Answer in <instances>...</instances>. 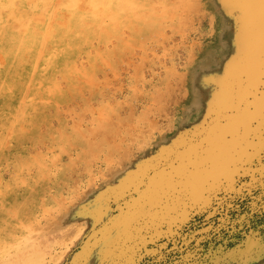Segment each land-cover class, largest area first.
<instances>
[{"label":"rangeland","instance_id":"374dc122","mask_svg":"<svg viewBox=\"0 0 264 264\" xmlns=\"http://www.w3.org/2000/svg\"><path fill=\"white\" fill-rule=\"evenodd\" d=\"M244 11L237 0H0V264H71L96 238L106 264H138L150 241L155 264H264L259 196L251 206L231 197L230 224L203 242L187 243L169 229L197 199L202 161L175 170L136 208L117 204L108 216L116 237L111 228L101 236L104 220L90 218L107 190L165 156L244 87L255 44ZM204 72L205 102L189 105ZM245 175H254L251 194L260 170H241L233 186ZM208 187L198 197H214ZM159 234L168 241L156 243Z\"/></svg>","mask_w":264,"mask_h":264},{"label":"bare ground","instance_id":"6f19581e","mask_svg":"<svg viewBox=\"0 0 264 264\" xmlns=\"http://www.w3.org/2000/svg\"><path fill=\"white\" fill-rule=\"evenodd\" d=\"M19 1V0H18ZM37 1V0H36ZM94 1V0H93ZM262 1V0H261ZM29 2V1H28ZM84 2V1H83ZM104 2V0H102ZM106 2V1H105ZM38 3V2H37ZM39 4V3H38ZM55 4V3H54ZM53 4V5H54ZM82 4V3H81ZM80 4V5H81ZM95 4V3H94ZM103 4V3H102ZM116 4V3H115ZM259 4V3H258ZM31 5V4H30ZM37 5V4H36ZM85 7V4H83ZM96 5V4H95ZM56 6V5H55ZM82 6V5H81ZM102 8L104 6L101 5ZM101 6L98 8L101 10ZM260 10L264 9V1L259 4ZM52 7V6H51ZM175 7V6H174ZM173 7V8H174ZM77 8V7H76ZM79 8V7H78ZM26 9V8H25ZM24 9V10H25ZM28 9V8H27ZM55 9V8H54ZM85 10V8H83ZM91 9V8H90ZM48 10V9H47ZM81 10V9H80ZM107 10V9H106ZM153 10V9H152ZM172 10V9H171ZM33 11V10H32ZM87 11V10H86ZM93 11V10H92ZM97 11V10H96ZM95 11V12H96ZM99 11V10H98ZM105 11V9H104ZM246 11V10H245ZM244 11V13H245ZM5 12V11H4ZM66 12V11H64ZM74 12V11H73ZM85 12V11H84ZM151 12V11H150ZM247 17L251 23L253 41L252 46L250 45L248 51L252 55V62L248 66V69L245 73V85L244 87L236 93L231 99L227 102L220 105L219 109L216 112H212L208 119L205 120L201 126L197 127L193 132L187 134L186 137H182L183 140L179 144H175V151H172V147L166 149V158L171 161V165L166 169L160 171H155V175L151 177L150 180L147 179L150 174L147 169L145 170V177L141 178L140 183L143 185V188H137V201H134L129 204L128 210L134 209L142 202L144 197L151 196L155 194L153 191L154 187L165 181L169 176L172 177L174 171L180 169L182 171L189 165L198 161L201 162L199 169L194 173L196 180L195 187V197H198L200 191V186L209 185L208 190H212L214 185H223V182L226 180L228 184L226 187L233 186V183L236 181L235 177L243 170L247 173H254L259 171L261 165L259 162H254L255 158L259 160V154L264 147H262V133H261V97L260 93V83L262 77H264V17L259 11L253 9L249 11ZM55 13V12H54ZM88 13V11H87ZM94 13V12H93ZM99 14L100 11L98 12ZM172 13V11H171ZM50 14V13H49ZM159 14H162L159 12ZM65 15V14H64ZM54 17V16H53ZM65 17V16H64ZM245 18V17H244ZM66 19V18H65ZM101 19V18H100ZM51 20V19H50ZM53 20V19H52ZM84 20V19H83ZM82 18L81 21L83 22ZM79 21V20H78ZM80 21V22H81ZM64 22V21H63ZM65 23V22H64ZM91 24V23H90ZM250 25V24H249ZM9 26V25H8ZM48 26V25H47ZM50 26V24H49ZM82 26V27H84ZM89 26V24H88ZM95 26V25H94ZM97 26V25H96ZM99 26V24H98ZM101 26V25H100ZM31 28V27H30ZM48 28V27H46ZM87 29V27H86ZM100 29V28H99ZM35 30V29H34ZM37 30V29H36ZM46 30V29H45ZM63 30V29H62ZM48 31V30H47ZM103 31V30H102ZM42 32V31H40ZM46 32V31H44ZM49 32V31H48ZM108 32V31H106ZM105 32V34H106ZM99 34V33H98ZM47 36V34H45ZM67 35V34H66ZM45 36V37H46ZM76 36V35H75ZM104 36V35H103ZM77 37V36H76ZM118 37V36H117ZM48 38V37H46ZM75 38V37H74ZM104 38V37H103ZM7 40V39H6ZM75 40V39H73ZM118 40V39H117ZM67 41V40H66ZM69 41V39H68ZM67 41V43H68ZM49 42V41H48ZM54 42V40L52 41ZM51 42V43H52ZM56 42V41H55ZM70 42V41H69ZM74 42V41H73ZM72 42V43H73ZM91 42V41H90ZM123 42V41H122ZM60 43V42H59ZM71 43V44H72ZM42 44V43H41ZM50 44V42L48 43ZM47 44V45H48ZM63 44V43H62ZM66 44V42H65ZM78 44V43H77ZM119 45V44H118ZM30 46V45H29ZM53 46V45H52ZM68 46V45H67ZM76 46V45H75ZM47 47V46H46ZM65 47V46H64ZM72 47V46H71ZM98 47V46H97ZM234 47V46H233ZM48 48V47H47ZM74 48V47H73ZM78 48V47H77ZM101 48V47H100ZM49 53V49L47 50ZM54 51V50H53ZM64 51V50H63ZM244 51V49H243ZM247 51V53H248ZM42 52V51H39ZM37 52V54L39 53ZM44 53V52H43ZM47 53V52H46ZM64 53V52H63ZM96 53V52H95ZM36 54V55H37ZM42 54V53H41ZM104 54V53H103ZM248 55V54H247ZM32 56V55H31ZM31 56L29 58H31ZM38 56V55H37ZM40 56V55H39ZM47 56V55H46ZM61 56V55H60ZM48 57V56H47ZM250 57V56H249ZM45 58V57H44ZM63 58V57H62ZM42 60V59H41ZM47 60V59H46ZM45 60V61H46ZM53 60V59H52ZM58 60V59H57ZM56 60V61H57ZM237 60V59H236ZM246 60V59H245ZM60 61V60H59ZM58 61V62H59ZM95 61V60H94ZM235 61V59L233 60ZM248 61V60H247ZM6 62V61H5ZM36 62V61H35ZM43 62V61H42ZM48 62V61H47ZM53 62V61H52ZM238 62V61H237ZM242 63V62H241ZM46 64V63H45ZM57 64V62H56ZM231 64V63H230ZM238 64V63H237ZM5 65V64H4ZM7 65V64H6ZM36 65V64H35ZM47 65V64H46ZM244 66V64H242ZM14 66V65H13ZM30 66V65H29ZM50 66V65H49ZM55 66V65H54ZM229 66V65H228ZM40 67V66H39ZM43 67V66H42ZM245 67V66H244ZM1 68V67H0ZM4 68V67H3ZM8 68V67H7ZM12 68V67H11ZM15 68V67H14ZM29 68V67H28ZM5 69V68H4ZM232 69V68H231ZM230 69V71H231ZM236 69V68H234ZM238 69V68H237ZM242 69V66L241 68ZM245 69V68H244ZM3 70V69H2ZM11 70V69H10ZM18 70V69H17ZM13 71V70H12ZM17 72V71H16ZM241 72V71H240ZM1 73V72H0ZM4 73V72H3ZM7 73V71H6ZM31 73V72H30ZM29 73V74H30ZM234 73V72H232ZM5 74V73H4ZM10 74V73H9ZM17 74V73H16ZM19 74V73H18ZM23 74V73H22ZM13 75V74H11ZM15 75V74H14ZM27 75V74H26ZM70 75V74H69ZM242 75V74H241ZM21 76V75H20ZM19 76V78H20ZM28 76V75H27ZM2 77V76H1ZM5 77V76H4ZM9 77V76H8ZM31 77V76H30ZM15 78V77H13ZM18 78V77H16ZM15 78V79H16ZM97 78V77H96ZM237 78V77H236ZM242 77H240L241 79ZM12 79V78H10ZM23 79V78H22ZM26 79V78H25ZM29 79V77H28ZM238 79V78H237ZM7 80V78H6ZM18 80V79H17ZM243 80V79H242ZM9 81V80H8ZM244 81V80H243ZM3 82V81H2ZM14 82V81H13ZM22 82V81H21ZM20 82V83H21ZM26 82V81H25ZM91 82V81H90ZM232 82L233 79H232ZM242 82V81H241ZM240 82V83H241ZM8 83V82H7ZM15 83V82H14ZM28 84V82H26ZM2 84V83H1ZM4 84V83H3ZM11 84V83H10ZM92 84V83H91ZM234 85V84H233ZM2 86V85H1ZM0 86V87H1ZM22 86V85H21ZM26 86V85H25ZM24 86V87H25ZM225 86V85H224ZM217 87V86H216ZM21 88V87H20ZM6 89V87H5ZM24 90V89H23ZM225 90V89H224ZM17 91V90H16ZM236 91V90H235ZM5 92V91H2ZM1 92V93H2ZM173 92V91H172ZM223 92V91H221ZM232 92V91H231ZM0 93V94H1ZM9 94L8 92H6ZM18 94V93H16ZM27 94V92H26ZM158 94V93H157ZM173 94V93H172ZM171 94V95H172ZM224 94V93H223ZM160 95V93H159ZM168 95V94H167ZM217 95V93H216ZM221 95V93H220ZM1 96V95H0ZM170 99L172 97L168 95ZM167 96V97H168ZM157 97V96H156ZM160 97V96H159ZM10 99V98H8ZM178 99V98H177ZM3 100V99H2ZM169 100V98L167 99ZM179 100V99H178ZM1 102V101H0ZM23 104V103H22ZM1 110V109H0ZM160 112V111H159ZM100 115V114H99ZM150 119V118H149ZM124 126V125H123ZM183 128V127H182ZM230 133V135H227ZM164 151V150H163ZM164 152V153H165ZM35 155V154H34ZM261 156V155H260ZM255 163V164H254ZM196 165V164H195ZM254 166L256 168L251 169ZM109 168V167H108ZM182 169V170H181ZM181 173V172H179ZM187 173V172H186ZM189 173V172H188ZM193 173V172H192ZM182 174V173H181ZM177 175V174H174ZM180 175V174H179ZM183 175V174H182ZM190 175H192L190 173ZM189 175V176H190ZM251 176V180H253ZM169 177V178H170ZM177 178V177H176ZM1 179V178H0ZM174 178L172 177V180ZM184 179V178H183ZM171 180V181H172ZM168 181V180H167ZM168 181V182H171ZM135 183V181H133ZM169 184V183H168ZM164 185V184H163ZM161 187V186H160ZM159 187V188H160ZM166 187V186H164ZM194 187V186H193ZM216 187V186H215ZM190 188V187H189ZM188 188V189H189ZM192 188V187H191ZM139 189V190H138ZM171 188H168L169 192ZM191 190V189H190ZM206 190V189H205ZM159 192V191H158ZM206 192V191H205ZM166 193V192H165ZM164 193V194H165ZM188 193V192H187ZM159 194V193H158ZM170 194V193H169ZM193 194V193H192ZM202 194V192H201ZM200 194V195H201ZM5 195V193H4ZM201 197V196H200ZM153 198V197H152ZM177 198V197H176ZM150 199V197H149ZM151 200V199H150ZM154 200V199H153ZM156 200H158L156 198ZM195 200V198L193 199ZM155 201V200H154ZM164 202L165 199H164ZM157 204V203H156ZM154 205V204H153ZM162 205L160 204V207ZM168 206V205H167ZM172 206V205H171ZM26 207V206H25ZM159 207V208H160ZM184 207V206H183ZM124 210V207H121ZM161 209V208H160ZM159 209V211H160ZM173 209V208H172ZM180 209V208H179ZM143 210V209H142ZM158 211V210H157ZM178 211V210H177ZM182 211V210H181ZM147 212V211H146ZM171 212V211H170ZM176 212V211H175ZM127 213V211H126ZM157 213V212H156ZM165 213V212H164ZM174 213V212H173ZM181 213V212H179ZM151 214V213H148ZM160 214V213H158ZM152 212V217H155ZM170 215V214H169ZM158 217V215H157ZM167 217V215L165 216ZM164 217V218H165ZM175 217V216H173ZM172 217V218H173ZM156 218V217H155ZM123 219V218H122ZM138 219V218H137ZM152 219V218H151ZM161 219V218H159ZM146 220V219H145ZM154 220V219H153ZM152 220V221H153ZM158 220V219H157ZM163 220V219H162ZM161 220V221H162ZM167 220V219H166ZM121 222V221H120ZM151 222V221H150ZM156 222V221H155ZM164 222V220H163ZM117 223V221H116ZM122 223V222H121ZM154 223V222H153ZM160 223V221H159ZM158 223V224H159ZM149 224V223H148ZM151 224V223H150ZM113 225V217H108L107 220H104L103 227L100 229L101 236L104 235ZM155 225V224H153ZM161 225V224H160ZM118 226V225H116ZM149 226V225H148ZM153 227V226H152ZM158 227V226H157ZM169 229L172 230V221L169 222ZM13 228V227H12ZM160 228V227H159ZM169 230V231H170ZM61 231V230H59ZM123 231V230H122ZM153 231V230H152ZM156 231V229H155ZM63 232V231H62ZM154 232V231H153ZM158 232V231H157ZM59 234V233H58ZM110 234V233H109ZM173 234V233H172ZM6 235V234H5ZM47 235V234H46ZM97 233H94L92 236H96ZM61 236V235H60ZM140 236V235H139ZM60 240V239H59ZM122 240V239H121ZM143 240V239H141ZM98 241V238L94 240L91 245H94ZM123 243V242H122ZM82 244V243H81ZM125 244V243H124ZM162 247V246H161ZM106 253V251H105ZM101 254V253H100ZM134 260V259H133Z\"/></svg>","mask_w":264,"mask_h":264},{"label":"snow or ice","instance_id":"6c2138e0","mask_svg":"<svg viewBox=\"0 0 264 264\" xmlns=\"http://www.w3.org/2000/svg\"><path fill=\"white\" fill-rule=\"evenodd\" d=\"M225 7L232 8L235 7V4L226 2ZM207 75H209V73L204 72L198 78L196 84L198 95L190 97L188 102L189 105H191L193 101H198L200 105L205 102V97L203 96L204 77ZM213 95H215V93ZM259 95L261 97L262 105L261 133L262 147H264V77L261 79ZM210 106L211 105H209V107ZM227 135H230V133H227ZM181 140H183V138L178 139L177 144H179ZM175 147L176 146L173 145L171 150L175 151ZM261 157L260 182L258 185L252 187L251 194H249L248 186L252 185L253 181L249 180L246 175L239 177L235 186L225 188L223 185H217L211 190L212 193L216 194L214 197L205 194L195 200H189L186 203V206L183 207L181 213L172 221V228L175 234L185 242L194 244L197 240L203 242L209 235H212L217 228L223 231V225L226 223L230 224V221L233 218V213H235L236 202L232 200L231 197L246 200L251 206L253 203V196H259L260 200L256 203H258L261 210L264 211V150H262ZM169 166H172L171 161L164 155L154 159L150 165H141L127 181L119 184L113 189L107 190L101 196L96 205L98 212L90 216L91 220L97 218L107 220L109 215H113L114 212L119 211L116 210L117 204H121L125 209H128L130 203L137 201L136 189L143 188L140 180L146 176L145 170L147 169L150 174L152 170L160 171ZM133 181H135V183H133ZM196 220H206L207 223H202L199 228H196L194 227V221ZM115 223L116 221H114V224ZM110 228V235L116 237L117 229L112 226H110ZM167 241L168 236L162 234H159L158 238L155 240L156 243ZM152 244L153 241H150L148 244L141 246V253L138 256V264H155L154 261L149 259L154 255H158L153 249ZM71 264H106V262L101 259L99 246L90 245L87 254H77L72 259Z\"/></svg>","mask_w":264,"mask_h":264},{"label":"water","instance_id":"95a60500","mask_svg":"<svg viewBox=\"0 0 264 264\" xmlns=\"http://www.w3.org/2000/svg\"><path fill=\"white\" fill-rule=\"evenodd\" d=\"M262 1H264V0H262ZM262 1L261 0H237V2L239 4H241L242 7L246 10L247 15H248V13H250L249 11L255 9V10L259 11V13H261L264 17V9L260 10L261 8L259 6V4L262 3Z\"/></svg>","mask_w":264,"mask_h":264}]
</instances>
